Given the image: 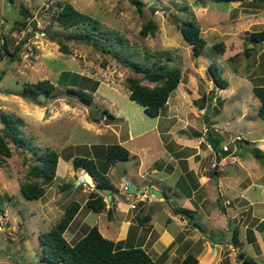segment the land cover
Here are the masks:
<instances>
[{
  "label": "rangeland",
  "instance_id": "obj_1",
  "mask_svg": "<svg viewBox=\"0 0 264 264\" xmlns=\"http://www.w3.org/2000/svg\"><path fill=\"white\" fill-rule=\"evenodd\" d=\"M140 1L143 4L139 12L128 0H14L13 3L0 0V118L7 114L16 120L20 134L30 143L28 147L37 146L40 153L44 149H54L61 157L59 165L57 162L55 178L46 187L44 195L37 200H27L19 192V183L25 180L28 165L33 162L32 150L18 147L10 141L11 157L0 156V264H48L39 260L43 252L39 234L50 230L60 220L71 201L79 202L81 208L64 232L65 239L71 244L96 225L106 238L114 241L117 236L120 237L116 242L123 248L142 245L158 264L179 262L188 252L196 256L197 264H241L236 261V255L240 253L245 258L264 264V223L258 227L259 223L254 221L264 213V190L260 194L264 177L256 179L257 175L249 171L254 165L251 162L253 156L248 151L254 144L264 149V143L243 142L240 149L238 146L243 140L233 139L237 148L235 153L217 166L220 168L229 164L226 168L231 171L226 172V175L232 180H240V187L247 181L256 180V190L252 188L246 193L252 199L246 196L248 201L253 203L242 209L248 219L243 221V226L239 225V249L226 243L233 239L228 221L221 217L204 222L199 214L196 221L202 230L199 229L198 235L189 237L187 231L175 250L169 246L162 251V247H158L162 241L158 239L162 230L155 226L156 231L146 238L147 229H140L136 218L132 216H141L143 213L136 194H126L130 201H139L132 204L134 208L130 206L134 211L125 219L124 215H115L116 212L108 216V210L115 207L116 201L112 205L100 191L107 203L106 209L100 213L91 212L85 207L88 186L82 184L75 189L77 178L86 170L74 169L69 157L79 155L92 158L99 172L107 174L105 176L113 186L119 177L130 181V185L141 179L144 171L138 170L137 163L144 153L146 160H150L159 155L162 148L166 151L174 148L169 140L165 141L168 135L162 133L164 126L171 131L185 121L188 125L184 128L187 136L192 137L189 134L199 132L205 135V130L214 132L210 128L212 118L218 123L216 131L220 133L221 129L224 130L219 135L220 144L227 145L229 150H233L234 146L231 141L233 137L228 131L231 130L234 136L233 131L238 127V135L247 140L264 132V121L254 112H257V107L253 102L257 99L251 91L252 86H264V43L255 46L248 43L252 32L264 29V0ZM65 3H70L77 11L95 19L96 28L86 25L63 28L57 22L56 15ZM149 20L156 25L154 33L142 37L139 30ZM185 20L194 21L206 41L202 53L197 57L192 55L191 47L180 33L179 27ZM88 27L100 41L96 48L91 42L70 37L76 33L85 35ZM216 43L222 44L221 51L213 47ZM102 46L111 48L102 51ZM131 62L147 67H151L153 62L166 63L169 68H177L181 72L178 86L170 93L158 117L148 116L140 104L128 97L129 91L125 85L127 77L137 76L143 84L152 85V82L125 65ZM211 63L226 81L225 88L221 89L214 83L208 69ZM66 73L67 76L63 78L62 75ZM44 80L54 85L51 92L34 95L24 91L25 83ZM74 89L94 91L89 106L77 101ZM233 98L238 100L234 102ZM224 103L232 113L233 106L239 111L243 104L248 108L242 116L244 122L235 129L232 122H226V113L218 117L215 115ZM208 104L213 106L209 113L210 122L205 125L203 114ZM231 104L234 105L230 107ZM102 108H107L118 121H94V110ZM167 110L172 111L168 120L164 119ZM1 126L0 120V129ZM129 136L132 138L129 139ZM107 144L122 145L134 158L129 156L128 160L113 165L104 163L100 148ZM205 145L210 148L209 143ZM240 151L245 157L239 155ZM212 153L209 152L206 162L211 164L215 159L217 164L215 153L214 157ZM253 160L258 166L264 167V159ZM232 165L242 166L245 170L241 169L235 175ZM82 189H87V192ZM231 189V196H239L242 191L237 189V185H232ZM145 193L148 194L147 189ZM168 197L172 200L171 195ZM169 202L172 210L173 206H180L177 199ZM238 202H231L234 204L231 207L238 206ZM160 208L151 204L148 211L157 212L154 220L162 228L167 224V212ZM239 211L241 209L235 211L233 216L237 214L239 217ZM147 222L143 225L146 226ZM234 223L232 226L235 227ZM128 225L132 226L130 230L125 228ZM244 226L260 232L262 247L260 243L246 242ZM206 229H213L208 232L212 238L206 235ZM177 239L176 242L179 241Z\"/></svg>",
  "mask_w": 264,
  "mask_h": 264
},
{
  "label": "trees",
  "instance_id": "obj_2",
  "mask_svg": "<svg viewBox=\"0 0 264 264\" xmlns=\"http://www.w3.org/2000/svg\"><path fill=\"white\" fill-rule=\"evenodd\" d=\"M128 1L136 7L137 11H141V5L143 3L140 0ZM214 1L243 2L245 0ZM8 2L13 3L14 0H8ZM25 14L28 15V12L25 11ZM56 20L66 29L85 25L96 28L97 23L96 20L88 14L77 11L70 3H65L57 12ZM90 27L87 28V33L85 35L76 33L70 36L71 39L82 40L86 43L91 42L96 48L100 41L97 37L92 35ZM155 28L156 25L154 22L149 20L141 27L139 34L142 37H146L148 34H153ZM179 28L182 38L191 47L192 55L194 57L199 56L206 44L205 39L201 36L200 28L191 20H185L183 25ZM248 43L252 44V46L264 43V29L252 32L248 38ZM213 47L220 51L223 49L221 43H216ZM18 48L19 47H16V49ZM110 48L111 47L108 46H102L101 50L109 51L108 49ZM4 49L7 50L5 45ZM125 65L131 67L135 73L141 74L142 78L152 82V85L149 86L143 84L140 77H127L125 79V85L129 91V99L140 104L143 107L144 113L148 116L158 117L170 93L176 89L180 82V70L177 68H169L166 63L153 62L151 67L143 66V64L138 62H131V64ZM208 69L210 70L214 83L221 89L225 88L227 85L226 81L222 79L216 66L211 63V67ZM65 76H67V73L62 75L63 78H65ZM53 89L54 85L48 80L24 84V91H28L30 94L34 95L49 93ZM73 92L76 94L77 101L86 106L90 105L94 91L89 92L74 89ZM252 92L259 100L257 116L264 121V86H254ZM93 113V120L96 122L103 119L106 123H111L116 120V117L110 113L107 108L94 110ZM0 120L2 123L0 129V156L5 158L11 157L10 141L17 144L18 147L32 150L34 156L33 162L28 165L25 180L19 183V192L21 196L27 200L40 199L44 195L46 187L51 185L55 178L59 158L57 151L54 149H44L43 152L40 153L39 147H28L30 143H27L24 136L20 134L21 131L15 119L7 114H3ZM100 152L104 163L110 165L116 162L126 161L129 158V150L120 144H107L100 148ZM250 152L255 159L259 160L264 157V153L257 147H252ZM69 158L72 159L74 169H84L88 171L96 182L95 188L88 194L85 207L93 213L104 211L107 203L104 200V196L99 193V190L101 188H109L111 192H113V185L104 173L101 171L99 172L92 158L84 155ZM79 209V202L71 201L65 208L60 220L50 230L39 234V241L43 250L39 259L41 262L48 264H158L141 246L123 248L118 242L103 236L97 226H92L86 234L73 244L69 243L64 237V232ZM173 210L177 214L193 217V211L190 209L174 207ZM110 213V210H108V216H110ZM147 219H149V217L145 216L144 220L147 221ZM197 226L199 227V225ZM199 229L202 230L201 227H199ZM232 231V238L234 242H237L238 225L232 228ZM249 231L252 232L251 230ZM240 254L243 256L242 253ZM245 261L250 264H260L252 259L244 257V262ZM197 263L196 256L192 253H188L181 261L170 262L168 264Z\"/></svg>",
  "mask_w": 264,
  "mask_h": 264
},
{
  "label": "crops",
  "instance_id": "obj_3",
  "mask_svg": "<svg viewBox=\"0 0 264 264\" xmlns=\"http://www.w3.org/2000/svg\"><path fill=\"white\" fill-rule=\"evenodd\" d=\"M251 89H253V86ZM252 94H253V92H252ZM230 95H231V93H230ZM230 95H227V97ZM233 99H235L234 102H236L238 100L236 98H233ZM243 103H245L244 100H243ZM232 105H234V104H231L230 107ZM253 105L255 107H257V109H258V106H259L258 99L253 102ZM212 106L213 105H211V109H212ZM247 109L248 108H246L244 104L242 106L241 111L237 110L236 107L233 106V109H231V110H233V113H232L230 111L229 107L225 106V103H224L222 109L219 110V112H216L215 115H216V117H218V116L226 113V116H224L225 119H228V121H226V122H232L233 127H234L233 129H235V127L237 125H240L241 123L244 122V119L242 116L246 112ZM254 112H255V115H257V112L255 110H254ZM170 116H172V111L167 110L166 117H164V119L168 120L169 118H171ZM117 121H118V118H116V120H114L113 123H116ZM216 121H212V118H211L210 128H213L214 132H212L211 134L206 133L205 135H200L199 134L200 129L196 128V129H199V130H197L199 133L189 134V135H192V137L187 136L188 134L184 128H185V126H188V125L186 124L185 121L184 122L180 121L182 124L177 125L171 131H168L166 129L167 126H164L165 129L162 131V133L164 132V134L168 135V136H166L167 139L165 141L169 140L170 143L173 144L172 146H174V148L171 149L170 151H166L164 148H162L159 155H156L155 157L151 158L150 160H146V157H145L146 155L144 153V155L141 157V159L138 160L139 163H137V168H138V170H141L144 172H142L143 173L141 175L142 178L135 180L134 183H132V186L137 191H141L143 189H147V190L148 189H157V191H159L162 194V197H155L153 194L149 195L145 192L143 194L134 193L137 195L138 199L141 201V204H142L141 209H142L143 213L141 214V216L140 215L134 216V214L133 215L131 214V215L133 216V218L134 217L136 218V221L138 223L137 226L140 229L145 228L144 231L147 229L146 238H148L153 233L154 230L156 231L155 226L158 229L162 230V234L160 232V235L158 238L159 240H162V241H160V243H158V247H159V249L162 247V249H163L162 251L169 248V246L174 248V250H175L178 247V245L181 244V240H182L183 236L187 233V231H189V233H188L189 237H191L192 235L194 237H196L198 235L197 233L199 232V227L197 226L198 223L196 221V217H198L199 214L202 216V221H204V222L206 220H210V219L213 220L215 218L223 217L224 221H226V222L228 221V224H229L228 229L231 231H232V228H234V226H232V223H233V221H235V223H234L235 226L238 225V232H239V225L243 226V221L248 219L244 215V212H242V209L244 207H246V205H252V203H253L251 201L252 199L249 196H247L246 193L250 192L252 188H254L256 190V188H257V185L255 184L256 180L252 179V180H250L251 182L246 180L247 182L245 183V185L243 187H240V186H238V182H240V180H237V181L232 180L230 177H227V175H226V172L231 171V170H228L226 168L227 166H230L229 164H227L224 167L219 168V167H217L218 165L215 164V159L213 160V162H211V164H209V162H206V157L209 155V152H213L212 155L214 157V151L212 150L211 147L210 148L207 147L205 145V143L206 142L209 143L208 139L210 137H213V138L218 139V144H219L220 143L219 135H220V133L222 135V132H224L223 129L220 130V133H218L216 131L217 130L216 126L218 125V123ZM179 127H181V128H179ZM204 128L205 127H203L202 129L204 130ZM238 131H239V129L237 127V129H235L233 131L234 136H232L231 130L228 131V134H231V137H233L231 139V141L233 139H237V138H240V140H243L242 143H239L240 145L238 146V148H240V149H242V147H243V142L254 143V141H256V142H259V144L264 143V132L261 133L260 136L255 135L252 137V139L247 140L244 137H242V135H238L240 133ZM215 132L217 133V135L215 134ZM169 134H171V135H169ZM200 136L205 138V141H206L205 143H202L204 141L198 140V137H200ZM128 138L131 139L132 137L129 136ZM188 138H190V140H191V141H189L190 143L187 142ZM251 140H252V142H251ZM253 147H257V146L254 144ZM257 148H259V147H257ZM259 149L264 153V149H261V148H259ZM185 151H186V153H185ZM248 151H250V150H248ZM250 154H251V152H250ZM239 155H242L245 157V155L243 154V152L241 153V151H240ZM129 156L134 158L132 156L131 152H129ZM60 158L61 157H59L58 165L60 163ZM253 158L254 157H252L251 162L254 166L251 167V169L249 171H251L252 174L257 175L256 179H260L261 176L264 177V174H263L264 173V167H262L260 164H259L260 166H258V163H256L253 160ZM204 159L206 162V163L204 162L205 164H203ZM262 159H264V157H262ZM256 160H258V159H256ZM232 166L234 168V170L233 169L232 170H233V173L235 175H238V173L241 169L243 171L245 170L242 168V166H238V167H235L236 165H232ZM110 170L111 171L113 170L112 166H110ZM84 173H85V171H84ZM105 175H107V174H105ZM246 176H248V175H246ZM246 176H245V178H246ZM144 178H147V179L144 180ZM245 178H244V180H245ZM244 180H242V181H244ZM125 182L126 181L123 180V177H119L117 180V183L113 186L114 191L111 192L110 201L112 202V205H114L113 201H116V203H115V207H112V209L110 208V212H116L115 215H118V217L124 215L123 217H125V219H126L127 216L129 217L128 214L133 213V211H134V209L130 208V206L133 203H135V201H139V200L130 201L127 198L126 194L128 191L126 192L123 190V184ZM128 182H129V184H131L130 181H128ZM128 182H126V183H128ZM82 184L85 186H88V189H89L88 193L93 190L91 187H89L88 184H85V183H80L79 185H77V187L75 189H77L78 187H81ZM232 185H237V189L242 190V191H240L241 193L239 196H235V195L231 196L229 194V191L232 190L231 189ZM86 190L87 189H82L83 192H87ZM262 190H264L263 186L261 187V190H260L261 195H262ZM216 192H217V194H216ZM170 195L172 196V200H169L168 196H170ZM246 196L248 198H250L251 200L248 201ZM175 199H177L179 201L180 206L176 205L173 207H184V208L192 210L193 215H194L192 217L193 219L190 216H188L189 217V220H188L186 215L177 214L170 208L171 205H170L169 201H174ZM86 200H87V198L85 199V201ZM233 201H239L238 206L231 207L234 205V204H232ZM257 201H259V200H257ZM220 203H222V206ZM239 203H241L240 204L241 206L239 205ZM138 204H140V202ZM151 204H156L157 207L158 206L161 207L160 208L161 210L167 212L166 221H165V224L166 223L167 224L164 225L162 228L161 227L159 228L157 226V222H156L157 220H154L155 215H157V212L151 213L148 211V207H150ZM214 204H217L218 206L214 205ZM207 207H209V208H207ZM113 208L115 209V211H113ZM240 209H241V211H239V212L243 213V215H241V213H240L239 217H237V214L235 216H233L234 212L235 211L238 212V210H240ZM145 216L149 217V219H147V221H148L147 225L148 226L146 224H145L146 226L143 225L144 223H146V221H145L146 219L144 220ZM255 216H256V213H255ZM194 217H195V219H194ZM240 218H244V219L242 220ZM251 218H253V217H251ZM122 220H124V219H122ZM256 220L259 223L258 227H260L261 224L264 223V213L261 216H259V218L255 219L254 221H256ZM115 221L117 222L118 220H115ZM123 222L125 223L127 221H123ZM201 223H203V222H201ZM172 224H173V226H172ZM169 227H172V229H169ZM125 228H126V230H128V229L130 230L132 228V226L128 225ZM243 229L245 230V234H247V239H246L247 241L246 242H248L250 244H254V243L259 244L260 243L261 247L263 246V244L260 241L261 235L258 234L260 232H257V230L255 228H249L247 226H244ZM121 230H122V227H121ZM210 230H213V229H210ZM210 230L206 229L205 232H206V235L209 236V238H212V236L208 233ZM249 230H251L252 232H250ZM145 233L143 232V234H145ZM232 233H233V231H232ZM101 234L103 235V232ZM180 235L181 236L183 235V236L181 237ZM201 235H203V233ZM177 237H178V239H177ZM180 238H181V240H180ZM176 239L179 240L178 241L179 243L176 242ZM119 240H120V237L117 236L114 241L116 242ZM213 243L217 244L219 246L221 245L220 243H215V242H213ZM226 243H230V245H232V247H237V249H239L238 247H240V245H241V243H239V241L234 242L233 239L231 241L226 242ZM140 246L142 247V245H140ZM262 248H264V246ZM170 251H171V249L168 252L170 253ZM239 255L242 257V260H243L242 262H239L237 260V257ZM236 261H238L237 263L243 264V262H244L243 256L241 254H237L236 255ZM166 264H168V263H166ZM201 264H203V263H201Z\"/></svg>",
  "mask_w": 264,
  "mask_h": 264
},
{
  "label": "water",
  "instance_id": "obj_4",
  "mask_svg": "<svg viewBox=\"0 0 264 264\" xmlns=\"http://www.w3.org/2000/svg\"><path fill=\"white\" fill-rule=\"evenodd\" d=\"M210 100H211V96H210ZM210 110H211V104H208V107L205 109L204 114H203V120H204V124L205 125H208L209 122H210V115H209ZM208 142H209V145L212 148V150L215 151V149L217 148V145H218V139L210 137L208 139ZM240 156H242V155H240ZM80 183L88 184L89 187H91L92 189H94L95 186H96V183H95L94 179L92 178V176L90 175V173L88 171H85V173L83 175H81L77 179L76 185H79ZM99 191L102 193V195L106 196V200L107 201H110V199H111V189H109V188H101ZM127 191L129 193H140V194H143L145 192V189H143L141 191H137L128 182ZM148 194L149 195L153 194L155 197H162V194L159 191H157V189H148ZM237 260L239 262L243 261L242 257L240 255L237 257ZM243 264H250V263L245 261V262H243Z\"/></svg>",
  "mask_w": 264,
  "mask_h": 264
},
{
  "label": "built area",
  "instance_id": "obj_5",
  "mask_svg": "<svg viewBox=\"0 0 264 264\" xmlns=\"http://www.w3.org/2000/svg\"><path fill=\"white\" fill-rule=\"evenodd\" d=\"M205 132L208 134L210 132H208L207 130H205ZM205 133V134H206ZM205 137V136H204ZM198 140H201V141H204L205 138L203 137H198ZM233 143V146H234V149L233 150H229L228 146L225 145V144H218L217 145V148L215 149L214 153H215V157L216 159L218 160L217 161V165L219 164H222V162L227 158V157H230L231 155H233L236 151V147H235V144H234V141H232ZM127 187H128V183H124L123 184V190L127 192ZM132 208L135 207V205H132L131 206Z\"/></svg>",
  "mask_w": 264,
  "mask_h": 264
}]
</instances>
